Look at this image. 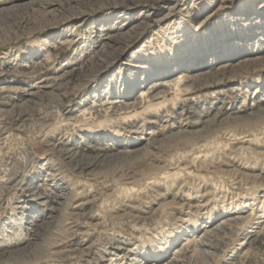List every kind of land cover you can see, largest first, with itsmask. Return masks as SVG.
<instances>
[{"label": "rangeland", "instance_id": "374dc122", "mask_svg": "<svg viewBox=\"0 0 264 264\" xmlns=\"http://www.w3.org/2000/svg\"><path fill=\"white\" fill-rule=\"evenodd\" d=\"M0 264H264V0H0Z\"/></svg>", "mask_w": 264, "mask_h": 264}, {"label": "bare ground", "instance_id": "6f19581e", "mask_svg": "<svg viewBox=\"0 0 264 264\" xmlns=\"http://www.w3.org/2000/svg\"><path fill=\"white\" fill-rule=\"evenodd\" d=\"M179 86H180V82H179ZM203 244H204V242H203Z\"/></svg>", "mask_w": 264, "mask_h": 264}]
</instances>
